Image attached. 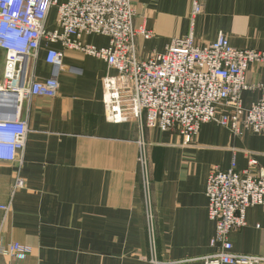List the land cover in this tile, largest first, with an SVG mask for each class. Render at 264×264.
Masks as SVG:
<instances>
[{
  "label": "crops",
  "instance_id": "0c3cea01",
  "mask_svg": "<svg viewBox=\"0 0 264 264\" xmlns=\"http://www.w3.org/2000/svg\"><path fill=\"white\" fill-rule=\"evenodd\" d=\"M65 3L68 0H58ZM140 61L162 54L174 38L190 35L200 47L224 34L239 50H264V0H202L203 12L190 21L191 0H133ZM57 9L46 29L57 30ZM105 48L109 38L83 37ZM50 49L65 53L68 69L59 76L56 98L18 102L0 89V119H21L28 134L22 163L0 162V246L18 243L25 259L0 256V264H151L144 169L140 144L147 145L148 177L158 258L169 264H205L215 253L216 225L208 216L206 184L214 167L249 168L264 174V134L241 137L216 122L204 124L189 143L177 132L144 127L132 119L116 123L104 102V79L117 76L104 60L43 40L34 79L51 77ZM6 54L0 48V84ZM247 110L264 98V66L247 73ZM17 176L23 189L14 192ZM9 206L5 213L1 207ZM247 225L230 233L233 253L264 259V208L246 214ZM264 264V261L261 263Z\"/></svg>",
  "mask_w": 264,
  "mask_h": 264
},
{
  "label": "built area",
  "instance_id": "2783aa9c",
  "mask_svg": "<svg viewBox=\"0 0 264 264\" xmlns=\"http://www.w3.org/2000/svg\"><path fill=\"white\" fill-rule=\"evenodd\" d=\"M133 0H0V48L6 54L0 89L18 102L33 97L56 98L60 73L68 69L65 53L50 49L46 62L53 68L50 78L34 79V66L41 43L61 42L66 48L104 60L117 76L104 79V102L109 118L116 123L136 120L143 130L177 132L189 144L208 122H216L233 136L245 132L264 134V98L249 109L243 106V93L249 68L264 66V50H239L230 45L224 34L200 47L190 35L174 38L162 54L147 61L138 58L136 39L150 34L135 29ZM192 26L203 12L202 0H191ZM53 8L57 9V30L48 32L46 24ZM109 38V45L97 48L86 45V35ZM28 134L21 119H0V162L22 163ZM139 161L144 169L148 238L151 264H169L158 258L154 215L148 177L147 145L141 140ZM258 165L250 158L242 172L233 163L227 171L214 167L206 184L208 216L216 225L211 246L215 253L205 264H261L257 256L233 253L229 240L232 232L247 225L249 208H264V174L256 175ZM25 187L17 176L14 192ZM1 209L8 213L9 206ZM31 250L18 243L0 246V256L25 259Z\"/></svg>",
  "mask_w": 264,
  "mask_h": 264
}]
</instances>
